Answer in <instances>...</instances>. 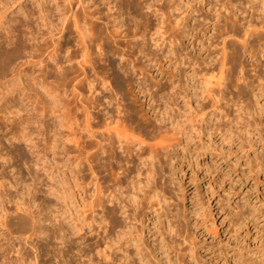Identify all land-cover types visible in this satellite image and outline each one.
I'll return each mask as SVG.
<instances>
[{"label":"bare ground","instance_id":"obj_1","mask_svg":"<svg viewBox=\"0 0 264 264\" xmlns=\"http://www.w3.org/2000/svg\"><path fill=\"white\" fill-rule=\"evenodd\" d=\"M18 1L20 0H0V70L2 71L1 76L6 79L1 83V86L5 87L3 89L4 91L0 94V100L5 94H12L13 101L17 102L19 100L24 103L26 99L31 97V90L25 83L24 78L30 77L31 73L29 75L25 72V68L23 67L25 63L17 64L19 63L17 61L21 59L22 54L26 53L29 47L24 38V34H15L16 28L13 24L16 19L9 18L11 6L14 7V3H17ZM99 1H101L100 5H102V7L100 6L99 12L100 10L101 12L99 14H103L107 19V23H110L113 28H111L112 35L108 37L111 44H113V41L115 42L114 44L119 45V38L116 37V33L118 35V30L123 28L122 26L125 27L127 25L123 16L126 14V11L128 9H135L137 12L141 13V10L146 8L148 13L145 15L146 18L144 24L147 25L149 31H147L146 27L145 29L148 33H142V36H140L141 43H145V45L147 43L157 45L160 42H166L163 55L158 60L156 59L153 61L152 58H150L151 55H148V52H146V47L142 45L140 46L138 42H135L133 45L134 47L131 46L132 50L129 52L132 54V52H134L133 48H135V50L137 49V53H139V56L142 58L145 67L147 66L152 69L153 66L154 68L159 66L160 68L162 67L161 70L163 72L164 61L165 63H168V68L170 67L172 70L171 72L169 71L170 75L168 76V81L166 80V90L163 88L165 93L161 95H156L159 91H157L159 88L158 84H154L153 86V84L150 83L151 81L148 80V77L144 75L145 72L147 73L145 67L138 66L137 64L133 67L135 70H133V74H136V77H141V81H131L130 73L129 71L126 72V70L122 73V77H120L121 75H118L121 79L116 82V93H111L112 91L107 90L109 89L107 87V84L109 83H106L108 81L96 82L94 80H89L90 95L84 98V114H86V125L84 129L86 139L85 145H82L80 139H77L78 137L75 138L76 141L74 144L78 152H83V150H85L87 167L90 172V181L88 185L91 186V189H87L90 192L87 194L88 200H86L85 204V224H77V226H75L78 231H82L84 226L88 228L87 232H89L91 239L90 249L87 250V252L85 251L86 254L83 256L82 250H75L77 248H75L74 245H69V249L54 247L56 248L54 249L56 257L59 258V263L57 264H74L77 262L76 258L74 259L76 256H79L77 264H102V260L105 261L103 264H122V261L123 264H142L137 262V256L144 251L145 253L148 252V255L153 259L146 264H187V260H185L187 259L185 258L187 257V254H185L186 247H183V240H187L188 242L190 236H185L184 234L190 229L195 231V229L200 226H207L208 216H212L214 210L212 209V199L218 195L216 187L210 183V186L208 185L209 188H206V193L209 196V199L208 201L205 200L208 203L204 198L203 200L200 198L202 203L200 208L197 206L198 201L194 196L190 197L189 205L185 203L188 195H192L195 191L189 193L191 190V184L196 187L198 193L200 190V186L198 187L197 184L199 176L195 169V162L197 161L196 163L199 165L198 158L208 153H213L214 149L217 147L215 136L219 132L222 133V137H224V135L229 137L234 134L232 130L233 123L241 125L239 126L240 131L245 129V139L248 142H252L253 140L257 141L255 140L257 134L254 136L252 133L254 129H248V126L252 127L253 124L247 122L246 117L248 114L247 111L252 110L249 106L248 99L254 97L264 99V77L261 75V72H264V0H245L243 3L242 1H236L234 4L232 0L230 1V5H233V9H238V6H240L238 9L241 11L240 13L245 14L248 13L249 10H253L254 14L257 15L259 12L257 19L256 17H253V19H249L245 23L244 18L245 33H243L245 36L243 37L242 45L245 52L247 51L250 54L251 60L248 65L251 66L254 72L253 74L248 73L247 64L242 62V60H237L234 50L233 52L227 50L228 45L226 46V41H221L223 43L222 49L217 47L218 50L216 49L213 51L215 45L213 46L214 49L212 48L213 52L208 55L206 54L207 56L205 57L202 53L204 50L200 51L201 47L200 49L196 48V42L199 44L202 43V48L204 49L206 48V42H213L214 39L220 37L219 34L222 32L218 29L217 25L213 28L214 33L212 35L210 34L211 37H209L207 33L209 31L212 33L213 31L207 30L209 27H207L206 24L205 26L207 29H204L202 26V36L195 33L196 30L194 31V29V33L189 29L186 30L187 28L184 29L181 33L183 39L187 38L194 40L193 43H195V47L193 46L192 50L189 48V44L185 46L180 45L182 42H179V37H177V35L173 34L170 36L167 34L168 32L164 30V18L160 20L159 26L157 28L155 27V30H153V24H151L153 14L161 13L160 17L164 15L161 8L157 9L153 5L155 3L154 0ZM67 2L72 3L71 0ZM96 2L98 1L96 0ZM96 2L94 0H88L87 2L86 0H74L73 3L74 7L76 5V9L69 8L67 11H65L67 8L64 7L66 4L64 6L59 3L58 5L56 4V9L59 12L58 18L61 19V24H63V26L61 25L62 28L59 32L67 30L71 28V25H74L78 33L77 46L81 52L79 55H76L74 50H71L65 45L67 43L59 41L55 52L50 55L51 60L53 59L56 65L63 63L65 59L66 61L71 62L77 56H81L83 60L79 62L81 64L80 66L81 68L83 66L84 72L88 73L89 71L87 70L89 65L95 60L94 51L96 45H98V48L103 51L104 48H106V46L103 47L102 44H98L99 42L97 43V41L100 40L97 36L99 33H96L97 29L100 30V33L103 31L100 26L96 25L97 23L95 22L96 24H92L91 31H88L86 26L90 22L89 20H91L92 23L93 18L98 13V9L91 11L92 6L96 5ZM224 5L225 3H222V6ZM232 5L230 8H232ZM40 6L41 14L44 13V4L40 2ZM106 7L111 9V12L115 10L114 13H104ZM126 8L127 10H125ZM124 10L125 14H123ZM21 11H25L23 5L21 6ZM24 14H27V17L36 15L33 10L25 12ZM221 14L223 13L221 12ZM227 14L228 13L224 14V17ZM40 18L45 22L49 20V17L47 19L43 14ZM99 18L102 19L100 16ZM219 19L221 20V17ZM235 19H237V17ZM82 20L86 22V25L81 24ZM65 21L67 25L64 29ZM204 21L202 23H204ZM48 22L51 21L49 20ZM242 22L243 21H241V24H243ZM255 22H258L260 26L258 25L259 27H257ZM20 24V26L23 25L22 21H20ZM241 24L239 25L242 26ZM45 25L46 27L48 26L49 29L51 28L49 27L50 23H46ZM97 26L99 28H97ZM50 33H52V31ZM229 33H227V36ZM193 43H191V45H193ZM100 49L98 50L101 51ZM128 49L130 50V48ZM215 52L217 53L215 54ZM114 53L115 52L112 54ZM121 57L123 56L121 55ZM39 61L40 63L43 62V60ZM211 71L212 73H217L218 77L214 75L212 78H205L208 73L210 75ZM9 75L10 78L8 77ZM153 77L155 78V75ZM88 79L89 77L87 75L86 80ZM17 80H20L21 82L17 84ZM211 81H214V86L216 85L217 87L212 86L213 88L207 89V100L209 99L211 101V107L213 110L207 113L205 107L208 102H201L200 97L202 96L199 95L198 90L199 88H202V83H212ZM122 82H125L128 88H139V91L143 93V99L136 97L129 92H125L126 90L122 85ZM81 83H83V81H81ZM38 85L42 86V81L39 80L38 83H36L37 87ZM108 86L110 87V84ZM34 89L36 88L34 87ZM48 94L52 96L51 93ZM39 95L41 96V100L45 103L43 108L47 109L43 93H39ZM57 96H52L51 102L58 99L60 103L62 98L60 99ZM196 100L198 102L197 107L193 106V102ZM139 101H142L141 105L139 104ZM183 104L187 106L188 109L184 110L185 107ZM58 106L60 107V105ZM12 107L13 104L11 100L8 99L6 102L0 101V113L2 112L4 114L7 109H11ZM231 108L235 113L234 118L228 113V109ZM79 110L77 111L80 113L82 110ZM10 113L12 114L13 112L10 111ZM205 115H207L206 118H203ZM249 116L254 117L252 112L249 113ZM200 117L204 123L197 125L195 122H199ZM3 118L9 120L7 116L0 117V120ZM253 120L255 121V119ZM30 122L31 119L27 120L25 123L20 120L18 122L17 132L13 134V137L16 139H26L27 141L30 140L31 144L35 143V140L32 139L33 134L28 129ZM226 129L227 135L226 132H224ZM260 132L262 131L260 130ZM82 135H80V137ZM230 139L234 142L233 137L228 138V140ZM33 146L35 147L36 145ZM44 157L45 156L43 155L42 157H39L38 160L40 161L42 158L44 159ZM3 159L4 157L0 154V161ZM39 161H36V164H38ZM186 163L192 172L189 177L190 186H187L188 182L185 180L189 176V171L186 169ZM82 165L83 162L78 163V166L82 167ZM253 168L254 167H252V169ZM258 170H260V167ZM252 173L253 172H251V174ZM211 176L213 177L212 174ZM63 183H65V180H63ZM198 183L201 184V182ZM5 185H7L6 181L2 179L0 187H4ZM56 191L59 193H57L58 199L65 203L67 199L65 191L59 187L52 193L56 195ZM30 194H32L31 190ZM7 195L9 196L10 194L7 193ZM1 197H3V195H1ZM12 197L13 196L10 195L8 201L10 203H16V209L13 210L8 207L2 209V224L7 231L6 233L8 237L22 246L20 248V259L25 262L29 261L28 263L37 264L39 256L38 251L41 250L38 239L41 234L45 233L40 227V224L44 221L40 218V215H42L41 210L34 211L32 209L35 204V199L31 198V201L33 202H30L28 205L29 208H27L30 209V212L26 213L24 207H22V202L16 201ZM177 199H181L182 202H184L183 208L178 206V203H176ZM100 209L102 212L101 215H99L100 213L98 212ZM36 211L38 213H35ZM123 215L125 216L123 217ZM212 225L214 226L215 224ZM59 231L64 232V226H60ZM97 236H99V240H97ZM64 237V235H61L62 239H64ZM25 245H29V248L31 246L33 252L35 254L37 253L35 255V261H33L29 255L25 256V252H22ZM97 255L102 258V263L101 261H97ZM67 256L69 258H67ZM151 261H153V263Z\"/></svg>","mask_w":264,"mask_h":264},{"label":"rangeland","instance_id":"obj_2","mask_svg":"<svg viewBox=\"0 0 264 264\" xmlns=\"http://www.w3.org/2000/svg\"><path fill=\"white\" fill-rule=\"evenodd\" d=\"M67 1L69 0L66 1L64 0H43V1L22 0L21 1L20 0L17 3H14V7L11 6L9 11L10 14L9 18L16 19L13 24L14 27L16 28L15 34H20V33L24 34L25 35L24 38L26 39V43L29 47L27 50L28 53L26 52L22 54L21 59L17 61L19 63L17 62L16 63L17 64L25 63L23 66L25 68V72L28 73L29 75L31 73L30 77L24 78L25 83L28 85L29 89L31 90L30 91L31 97L29 99H26V101H24L23 103L19 100L17 102L13 101L12 94H5L4 97L1 98L0 100L1 102L3 101L6 102L9 99L12 101L13 104V107L11 109L6 110V112L4 113L5 115L2 112L0 113V117L7 116L9 118V120L5 118L0 120V154L4 157V159L2 160L3 162L0 161V184L2 179L5 180L7 184L4 187H0V234H1L0 263L1 264H35V263H28L29 261L25 262L24 260L20 259L21 258L20 248L22 246L17 244V242L12 241L13 239L8 237L6 233L7 231L5 230L2 224V220H3L2 209L4 207L5 208L8 207L14 210L16 209L17 206L16 203H10L8 201L10 195L13 196L12 198H14V200L22 202L23 204L22 207H24V211L26 213L30 212L29 211L30 209L27 208H29L28 207L29 203L33 202L31 201L32 200L31 198L35 199V204L33 203L34 206L32 207V209L34 211L41 210L42 215H40V218L43 219L44 221L40 224V227L45 233L41 234L38 239L39 247L41 250L38 251L39 256L37 259L38 260L37 264L59 263L58 262L59 258L56 257L54 250L57 247H63L65 249H69L68 248L70 247L69 245H74V247L77 248L75 250H82L83 256H85L87 250L90 249V243H91L90 234L89 232H87L88 228L86 226H84L82 231H78V229H76L75 226H77V224L78 225L85 224L84 222L85 221L84 217L86 216L85 204H86V200H88L87 194L90 192L88 190L91 189V186L88 185L90 181V174H89L90 172L88 171V167H87L85 150H83V152L82 151L78 152L74 143L76 141L75 138L78 137L77 139H80L82 145L83 144L85 145L86 139H85L84 129L86 125V114H84L85 113L84 98L90 95L89 80H94L96 82L108 81L106 83H109L110 87L108 86L109 84H107V87L109 88L107 90L112 91L111 93H116L117 92L115 91L116 82L120 81L119 80L121 79L120 77L123 76L122 73L125 72L126 70H127L126 72L129 71L130 73L131 81L133 82L141 81V77L140 78L136 77V74H133V72L135 71L133 67L136 64L138 66L145 67V65H143L144 62L142 58L139 56V53H137L138 52L137 49L135 50V48H133L134 52H132V54L131 52H129L132 50V47H134L133 45L135 44V42H138L140 46L142 45L146 47L147 49L146 52H148V55H151V57L150 56L149 57L152 58L153 61L156 59L158 60L160 57H162L163 50L166 47L165 44L166 42L164 43L160 42L157 45H154L152 43H147L145 45V43L144 44L141 43L142 41L140 40L141 39L140 36H142L143 32L149 31L147 25L144 24L146 18L145 15H147L148 13L146 11L147 10L146 8L144 10H141V13L137 12L135 9L133 10L128 9L129 11L132 12L131 13L126 8L125 10L127 11L125 14V10H124L123 14L125 15L123 16L127 22L126 23L127 25L125 24L126 25L125 27L122 26L123 28H120L118 30L119 32L117 31L118 35L116 33V37L119 38L118 40L120 46L118 44H114L115 42L113 41H112L113 44H111V41L109 40L108 37L112 35L111 31L113 28L110 23H107V19L104 17V15L102 14L103 15L102 16L99 14L101 12V10L99 12L100 6L102 7V5H100L101 1L97 0L98 2H96V0H94L96 2V5L92 6L91 11L94 9H98L97 10L98 13L93 18L94 21L92 20L91 23V20H89L90 19L89 18L88 20L90 22L88 21L89 23L87 22L88 23L87 25L85 24L86 22L84 20H82L81 24L82 25L85 24L87 26L88 31H91V27L93 26L92 24L97 23L96 25L100 26V28L103 30L102 33H100V30L98 29L96 31V33L100 34V35L97 34L98 38L100 39L97 41V43L99 42L98 44L100 45L102 44L103 47L105 46L106 48L108 47L107 50L106 48H104L103 51L100 48H98V45H96L94 51L95 60H93L92 64L89 65V68L87 70L89 71L88 72L89 74L84 72L83 66L82 68L80 66L81 64L79 62L83 60L81 56H77L71 62H68L65 59L63 63L59 64L60 66L56 65L55 61H53V59L51 60L50 55L55 52V49L57 48L58 46L57 44L59 43V41H62L63 43H67L65 45L68 46L71 50H74L76 55H79L81 53L77 46L78 33L74 25H71V28H69L70 30L67 29V30H62V32H59L63 24H61L62 22L61 19L58 18L59 12L56 9L58 3L60 5L62 4L63 6L66 4L64 6L67 8L65 11H67L69 8L76 9V5L74 7L75 2L73 3L74 0H71L72 3H69ZM87 1L88 0H86V2ZM166 1H168L169 3ZM208 1L207 0H163V1L161 0L160 2V0L159 1L154 0L155 3L153 5L157 9L161 8V11L164 12V15L160 17L161 13L153 14V18H151V24H153V30H155V27L157 28L159 26L160 20L164 18L165 19L164 30L168 32L167 34H169L170 36L173 34L177 35V37H179V42H182V44L180 45L185 46L189 44L188 45L189 48L193 50V46L195 44L193 43L194 40L187 38H184L185 39L184 40L183 37L181 36V33L184 31V29L187 28L186 30L189 29L193 33L195 30L196 31L198 30L197 32L195 31V33H197L198 35L200 34V36H202L203 27L204 29H207L206 28L207 26L209 27V29L207 30L213 31V28L215 27V25H217L218 29L221 30L222 32L219 34L220 37L214 39L213 42L211 41L208 43L204 41L206 42V48L204 49L202 48L203 46L202 43H200L202 44L200 45L198 42H196V46H197L196 48L200 49L201 47L200 51L204 50L202 53L204 54L203 56L205 57L211 52L215 51L217 47L219 49L220 48L222 49L223 48L222 42L226 41L227 42L226 46L228 45L227 50L231 52H233L234 50L237 60L238 61L242 60V62L247 64L248 73L253 74L254 72L251 66L248 65L250 64L249 61L251 60L250 54L247 51H246L247 53L245 52L242 45V40L244 39L243 37L245 36L244 18H245V23L249 19H253V17H256L257 19L259 12L257 13V15L254 14L253 10L252 11L249 10V12L245 14L240 13L241 11L238 10L240 6H238V9L237 8L233 9V5L231 4L232 8H230L231 0H208ZM232 1L233 4L236 3V1L237 2L242 1V3L245 2V0H232ZM40 2L44 4V13L41 14H40L41 11ZM67 3H69L70 6ZM222 3H225V5L222 6ZM20 5L21 6L23 5V8L25 10L24 12L21 11ZM222 7L227 9L225 10ZM31 10H33L36 13V15L27 17V14L24 13L28 11L30 12ZM110 10L111 9L106 7L104 13H108V12L114 13L115 11L113 10L111 12ZM221 12L223 14H221ZM226 13L228 14L225 15L224 17V14ZM42 14L43 16L45 15L47 19L49 17V20L53 24L51 22H48L49 20H47V22L43 21V19L40 18ZM98 14L102 19L99 18ZM235 15L237 19H235L236 18ZM220 17L221 20L219 19ZM20 21H22L23 23L22 26H20L21 25ZM203 21L204 23H202ZM241 21H243L242 22L243 24H241ZM44 23L45 24L50 23L49 27L51 28L49 29L48 26L46 27ZM238 23L241 24L243 27L240 26ZM255 24H257V27L260 26L258 22H255ZM66 25L67 23L65 21L64 29ZM98 26L97 28H99ZM146 27H147V31L145 29ZM49 30H51L52 33H50L51 31ZM147 33H143V34H147ZM213 33L214 31L212 33L211 31H209L207 35L211 37ZM227 33H229L228 36L230 38L227 36ZM120 40L122 45L120 44ZM191 43H193V45H191ZM213 46H215L214 47L215 49L213 48ZM103 47L101 46L102 49ZM127 47L130 48V50ZM98 49H100L101 51H99ZM113 52L115 53L112 54ZM216 53L217 52H215V54ZM126 54L127 55L130 54V55L127 56ZM121 55L123 57H121ZM39 60H43V62L40 63ZM167 64L168 63H165L163 61V69H164L163 72L161 70L162 67L160 68L159 66H156L155 68L153 66L152 69H150L147 66L145 67V71H147V73L145 72L144 75L148 77V80L151 81L150 83H152L153 86L154 84L155 85L158 84L160 88L157 89V91L159 90L158 92L155 91L157 92L156 95H161L165 93L164 89L166 90L168 76L170 75V72L172 70L170 69V67L168 68ZM117 69H121V70H117ZM86 74L89 77L88 80H86L87 77ZM1 75H2V71L0 70V94L4 91L3 89L5 87V86H1V83L2 81L4 82L6 80ZM118 75L121 76L119 77ZM154 75L155 78L153 77ZM214 75L218 77L217 73H212L211 71L210 75L208 73L207 76H205V78H212ZM261 75H263L264 77V72H261ZM8 77L10 78V75ZM39 80L42 81L43 85L42 86L38 85L37 87L36 83H38ZM44 81L46 84L44 83ZM81 81H83V83H81ZM19 82L21 81L20 80L16 81L17 84ZM123 83L125 85L126 83L122 82V85L125 87L126 90L125 92H129L135 95L136 97L143 99V93L139 91V88H134V87L128 88V86L127 85L125 86ZM202 84H201L202 88H199L198 93L200 96H202L200 97L201 102L203 103L204 101L208 102L207 105L205 104L206 105L205 110L207 111V113H209L213 110L211 107L212 106L211 101L209 99L207 100V96H206L208 95L207 89L213 88L212 86H214L215 82L214 81L212 83L204 82ZM34 87L36 89H34ZM214 87L217 86L215 85ZM39 93H43L44 100L46 101L47 104V109L43 108L45 103L43 102V100H41V96L39 95ZM48 93H51L52 96L58 95L57 97H59L60 99L62 98L61 99L62 101H60L59 103V100L55 99L56 101L54 100V102L53 101L51 102L52 96H50ZM248 100H249L248 102L249 106L252 109L249 111L253 113L254 117L252 116L250 117L249 116L250 112L247 111L248 114L246 120L247 122L249 123L251 122L254 125V127L253 125L252 127L248 126V129L250 130L252 128L251 130L253 129L255 130V131L253 130L254 132L252 131V133L254 136L255 134H257L255 136V140L257 141L253 140L252 142H248L245 139V134H244L245 129L240 131L239 126L241 125L233 123L232 130L234 134L229 137H233L234 142L231 140L232 138L228 140L229 137H226L225 135L224 137H222V133L219 132L215 136L217 147L214 149L213 153H208L198 158L199 165H197L196 163L197 161L195 162V169L199 176V181H197V184L198 187L200 186L199 188L200 190L198 193L196 187L191 184L190 187L191 190L189 191V193H192L194 190L195 191L192 195H188V198L185 200V203L189 205L190 197L194 196L196 197L195 199L198 201L197 206L201 208L202 203L200 198H202V200L204 198V200L206 199L207 201L209 199V196L206 193V188H209L210 183L216 187L218 195L215 196L214 199H212L213 202L212 209L214 210L212 212L213 213L212 216L211 215L208 216L207 226L204 225L200 226L197 229H195V231L190 229L188 232L184 234L185 236L186 235L190 236L188 242L187 240H183L184 243L183 247H186V249L185 248L184 249L186 250L185 254H187V257L185 258L187 259H185L184 257L182 258L187 260V264H264V147H263L264 146V142H263L264 141V99L260 97L259 98L254 97V98H249ZM139 102H140L139 104L141 105L142 101ZM56 105L57 106L60 105L62 110L60 109L59 106L57 107ZM193 106L195 107L198 106L197 100L193 102ZM184 107H185V109L183 108L184 110L188 109L187 106L184 105ZM79 108L82 111H80ZM77 110H79L80 113ZM228 110H229L228 113H230L229 115L234 118L235 117L234 110L232 108ZM10 111H12L13 113L11 114ZM206 116L207 115L203 116V118H206ZM249 118L251 121L249 120ZM29 119H31V122L28 125V129L33 134L32 139L35 140L34 141L35 143L33 144L30 143L31 142L30 140L27 141L26 139H21V138L16 139L15 137H13V134L17 132L18 122L22 120L25 123ZM253 119H255L256 122ZM201 121L202 120L200 117L199 122L196 121L195 123L197 125L203 124L204 122ZM260 130L262 132H260ZM226 131L227 129L224 130V132ZM81 132L83 133V135ZM80 135L82 136L80 137ZM33 145L36 146L34 147ZM43 155L45 156L44 159L42 158L39 161L38 158L42 157ZM36 161H39L38 164H36ZM80 162H83L84 166L83 165L82 167L78 166V163ZM249 165L252 166L250 167ZM252 167L254 168L252 169ZM259 167L260 170H258ZM186 169H188L189 171L188 174L189 176L185 180L188 182L187 186H190L189 177L191 176L192 172L189 169L187 163H186ZM249 170L253 173L251 174ZM211 174L213 175V177L211 176ZM63 180H65V183H63ZM198 182H201V184ZM59 187L65 191V195L67 197L65 203H63V201L58 199L57 195L59 193L57 191H56V195L52 193L56 188ZM30 190L32 194H30ZM7 193L10 195L8 196ZM1 195H3V197H1ZM176 203H178L179 207L183 208L184 202H182L181 199H177ZM37 211L35 213H38ZM98 212L100 213L99 215L102 214L101 209ZM124 216L125 215H123V217ZM212 224L215 225L213 226ZM60 226H64V230H65L64 232L59 231ZM61 235L65 236L64 239L61 238ZM96 238L97 240H99V236H97ZM24 247L25 248H23L22 252H25L26 254L25 256L29 255L33 259V261H35V255L37 253L35 254L31 246L29 248V245H25ZM148 254L149 253L148 252L145 253V251L139 254L137 256V262L146 264L150 260H153ZM98 256L99 255H97L96 258H98L97 261L100 262L102 258ZM67 258L69 257L67 256ZM75 258L76 261L78 262L79 256L74 257V259ZM102 261L103 263L105 262L104 260ZM77 262H75L74 264H77ZM151 262L153 263V261Z\"/></svg>","mask_w":264,"mask_h":264}]
</instances>
